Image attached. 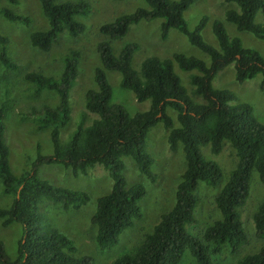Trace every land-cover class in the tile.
I'll return each instance as SVG.
<instances>
[{
    "label": "trees",
    "instance_id": "1",
    "mask_svg": "<svg viewBox=\"0 0 264 264\" xmlns=\"http://www.w3.org/2000/svg\"><path fill=\"white\" fill-rule=\"evenodd\" d=\"M6 1L12 5L19 3V0ZM38 1L47 27L31 33L29 40L33 48L49 52L63 35L76 38L84 32L85 25L78 17H85L91 11L88 2ZM143 1L146 7L121 15L99 28L108 40L97 45L101 63L94 71L97 89L85 93L84 106L86 112L97 118L88 126L80 124L66 141H61L60 133L71 118L70 90L79 74L80 50L71 47L66 51L63 70L56 78L37 71L25 75L34 93L53 92L58 103L29 113L37 116V131H50L53 153L38 154L31 168L21 175L14 174L10 168L3 123L6 104L0 105V183L3 194L12 197L8 208H0V224L6 227L16 223L23 229L15 259L8 257L0 241V264H93L91 257H76L70 240L47 225L38 209L42 200L62 204L65 209H78L88 202V195L39 179L37 171L41 165L60 164L71 169L75 176L86 174L97 165L109 172L112 187L96 200L90 221L96 227L95 242L99 249L108 250L117 245L120 235L142 219L139 203L146 195L141 183L127 186L122 174L123 158H131L139 173L153 183L156 179L152 171L154 161L146 151V136L158 123H163L168 132L170 150L175 151L180 145L184 153L185 168L176 186L175 201L132 252L117 257L111 264H182L186 252L196 264H219L213 260V255L223 251L234 254L247 243L241 211L250 196L253 172L264 185V125L255 119L251 105L234 103L237 101L235 94L214 88L212 80L225 67L234 64L238 83L261 74L259 87L264 94V58L256 50L244 47L238 38H230L220 21L212 24L219 48L204 42L200 30L207 18L203 17L193 30L184 20V12L195 0ZM223 1L238 7L225 12L228 22L238 31L264 40V24L255 23L256 15L264 14V0ZM0 14L11 22L24 25L31 22L26 15L7 7L0 6ZM155 19H162V39H166L170 29L178 30L209 56L210 65L199 58L175 53L171 58L148 57L136 71L132 67L138 48L136 43H128L118 54L114 53L111 41L124 37L131 25ZM8 44L9 39L0 34V64L5 71H16L19 65L10 59ZM174 63L182 71H197L188 76L193 88L191 95L174 72ZM107 71L118 72L120 86L131 91L136 101H150L149 109L131 115L120 104L112 103ZM168 109L176 114V126ZM225 144L230 146L237 161L214 199L220 218L206 227L199 237L187 229L188 225L196 223L199 185L216 188L223 179L218 162L207 157L202 148L209 147L210 153L216 156ZM252 218L255 237L264 239V201L257 206ZM233 264H264V246Z\"/></svg>",
    "mask_w": 264,
    "mask_h": 264
},
{
    "label": "rangeland",
    "instance_id": "2",
    "mask_svg": "<svg viewBox=\"0 0 264 264\" xmlns=\"http://www.w3.org/2000/svg\"><path fill=\"white\" fill-rule=\"evenodd\" d=\"M91 5V11L85 17H78L85 25L84 32L74 38L63 35L58 44L51 51L41 52L30 44L32 32L43 30L47 27L40 3L38 0H19L17 5L9 4L6 0H0V6L7 7L30 18L29 24L11 22L0 14V34L9 39L8 55L12 61L19 65L16 71H5L0 64V105L6 104L3 123H5V138L9 147V164L12 172L21 175L28 171L36 160L38 154L50 155L53 147L50 140V131H37L36 117L32 116V110H40L44 105L55 106L58 97L55 93L42 90L34 93L25 75L31 71L42 72L45 75L58 77L63 70V56L71 48H78L81 52L77 79L70 90V103L72 107L70 121L61 129L60 139L66 141L81 124L88 126L96 115L86 112L85 93L96 90L94 71L101 66L97 45L101 41L108 40L103 36L99 28L106 23L114 21L117 17L129 14L137 8L146 7L143 0H85ZM238 9L233 3L223 0H195L184 12V20L190 30H193L203 17L206 23L200 30L204 42L218 49L217 40L212 31L214 21H220L230 38H238L244 47L254 49L264 58V40L256 38L248 32H240L234 24L225 19L228 9ZM162 19L141 21L131 25L128 33L115 41L111 46L115 54L128 43H136L138 48L133 55L132 67L139 71L142 62L148 57L171 58L173 54H183L203 60L208 66L210 58L207 54L193 46L186 35L176 29H170L166 39L160 35ZM255 23L264 24V14L258 13ZM174 72L178 75L182 85L189 95L192 94V86L189 83V75L197 71L186 72L179 69L174 63ZM107 79L112 88V103L120 104L126 111L133 115L147 111L150 101H136L131 91L120 86L121 76L118 72L107 71ZM262 75L258 74L252 79L238 83L235 80V67L230 64L220 71L212 80V85L217 89L232 91L237 101L234 103H247L253 109L255 119L264 125V94L260 90ZM82 113L83 115L82 117ZM168 113L174 120L176 114L168 109ZM28 114V115H27ZM27 115V116H25ZM25 116V118H24ZM167 130L163 123H158L149 129L146 136V151L153 158L152 171L156 175L152 183L141 175L131 158H123L125 168L123 176L127 186L138 183L144 185L146 195L140 201L143 217L136 221L132 228L124 231L117 245L108 250H101L95 242L96 227L91 223V217L95 212L98 197L108 193L112 187L109 172L101 166H95L86 174L73 175L71 169L60 164L41 165L38 167L37 177L48 181L55 187H61L72 191L84 192L89 200L80 208L69 207L65 209L62 204H55L47 200L39 203V212L43 214L44 222L65 235L75 248V256H88L93 264H111L117 257L132 252L150 233L159 222L163 213L169 211L175 201L176 186L180 182V176L185 168V159L182 147L179 145L175 151L170 150L167 142ZM202 151L207 157L214 159L223 171V179L216 188L203 183L199 185L197 196L199 204L196 209V223L188 225V231L201 237L206 227L220 218V212L215 205V197L227 180L230 171L236 164V157L228 144H225L221 153L212 155L209 147H203ZM12 197L3 194L0 183V208H8ZM264 201V185L259 181L256 172H253L250 181V196L246 205L242 208V221L247 233V243L236 253L227 251L213 255V260L219 264H233L237 259L246 254H252L264 246V239L255 237L253 214L257 206ZM22 226L12 224L3 227L0 224V241L4 244L5 252L10 259L17 256L18 242L22 237ZM182 264H196L188 252L183 255Z\"/></svg>",
    "mask_w": 264,
    "mask_h": 264
}]
</instances>
